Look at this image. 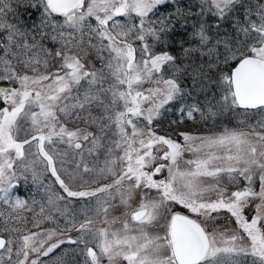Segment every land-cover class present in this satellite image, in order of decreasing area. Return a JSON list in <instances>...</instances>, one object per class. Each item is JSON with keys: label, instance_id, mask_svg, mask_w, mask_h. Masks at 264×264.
Returning a JSON list of instances; mask_svg holds the SVG:
<instances>
[{"label": "snow or ice", "instance_id": "1", "mask_svg": "<svg viewBox=\"0 0 264 264\" xmlns=\"http://www.w3.org/2000/svg\"><path fill=\"white\" fill-rule=\"evenodd\" d=\"M0 84V264H44L65 242L71 261L57 264H264L260 0H0ZM171 113L172 124L245 119L178 141L157 131ZM28 173L43 191L31 203L13 194ZM224 177L244 183L229 193ZM70 198L84 201L78 213ZM223 210L231 234L211 227ZM29 212L33 227L64 218L77 236L51 242L56 228L23 226Z\"/></svg>", "mask_w": 264, "mask_h": 264}, {"label": "trees", "instance_id": "2", "mask_svg": "<svg viewBox=\"0 0 264 264\" xmlns=\"http://www.w3.org/2000/svg\"><path fill=\"white\" fill-rule=\"evenodd\" d=\"M262 0H260L261 2ZM34 15H33V19H34ZM24 20L27 23H31V21L28 19V14L25 13L24 14ZM149 42H151V40L149 39ZM48 47H55L52 44H49ZM155 51L159 52L161 51V48L157 47L155 49ZM171 51L174 54H178V49L177 48H172ZM234 66V64L232 65V67ZM6 84H0V86H5ZM252 116V115H250ZM251 118V117H249ZM178 116L175 113H171L168 114L164 120H162L160 122V126L157 129L158 134L161 135H172L174 139H180V137L177 134L179 131L178 128L181 129H186V127L189 126V129L192 130L193 132H200V133H208V132H219L223 126H228V127H234L236 125V121L238 119H245V117L243 116H239V117H235L233 116L230 119H224L221 121H217L215 124L210 120L207 124H205L203 121H201L199 119V117L197 116L195 121L192 120H186L184 123H176V124H172L170 123V121L172 120H177ZM48 177L50 175V173L46 174ZM44 184H49L50 181L49 179H47V177H44ZM50 179H52V181H54L53 177H50ZM109 179V178H108ZM108 179H101L99 181V183H103V181L108 180ZM47 182V183H46ZM49 182V183H48ZM60 190L61 193H63L61 191V189L59 188L58 184L53 183L52 184V190L55 192L56 190ZM14 194H18L21 198L28 200L29 203H31V198L33 196V194H35V198L37 200H41L43 197V191L42 189H38V185H35L32 183V176L31 173H28V180L25 181H21L19 184V187L17 189H15ZM63 195V194H62ZM71 202H75V204H78V202H80L79 198H70ZM5 212V214H7V207L5 206L3 209ZM36 211H39V208L37 206ZM25 215L28 217V222L26 225H23L24 227L30 229V230H34L35 227H33V222H32V213H25ZM48 221H45L42 224H48ZM41 224V225H42ZM40 225V226H41ZM5 237H7V233L4 234ZM75 245L69 244V243H63L60 245L59 248L55 249L53 253L49 254L48 257H42L41 259L44 261V264H57V258L58 257H63L66 256L67 259L69 260V262L71 261V256H72V250L75 248ZM77 259H79V257H77Z\"/></svg>", "mask_w": 264, "mask_h": 264}, {"label": "rangeland", "instance_id": "3", "mask_svg": "<svg viewBox=\"0 0 264 264\" xmlns=\"http://www.w3.org/2000/svg\"><path fill=\"white\" fill-rule=\"evenodd\" d=\"M139 45V42H137V46ZM89 59L92 60V62L95 64V66L97 68L100 67V61L95 59L94 57V54L92 56L89 57ZM58 62H54L53 64V67L49 68L48 71H53L55 69V66ZM43 71V69H42ZM7 86V84L5 85ZM150 85L149 84H145L143 87L147 88L149 87ZM3 105H0V107H2ZM251 118L249 119H257L259 118L258 116H250ZM67 126L69 128H72V127H75L77 125L73 124V123H68ZM179 131H177L178 133L179 132H192L193 134H196V135H208V134H213V133H216V132H208V133H200V132H193L192 130L189 129V126L186 127V129H181V128H178ZM23 135H21V139H23ZM178 141L180 139H177ZM192 156L190 153H186L185 154V159H191ZM100 160L102 161L103 160V156L100 157ZM181 168H184L186 167V165L184 164H181L180 165ZM66 167H68L69 169L71 168H74L75 165L74 164H67ZM37 168V172H41L42 169H43V166L42 165H37L36 166ZM57 168L59 169L60 168V164L59 162H57ZM166 174V173H165ZM47 177V179H49V181L52 179H50V175L49 177L47 175H42L41 176V180L44 181V177ZM63 176V174H62ZM87 178V177H86ZM159 178V177H158ZM54 179V178H53ZM112 182V178L110 177L108 180H105L101 181L100 184H108V183H111ZM214 181H211V180H205V183H213ZM47 183V182H46ZM49 183V182H48ZM243 181L240 182V185H232L229 183L227 177H224L223 179V182H222V187H227L228 188V192L230 193L231 191L235 190L236 187L238 186H242L243 185ZM97 185L96 184H93L92 187H96ZM73 188L74 190H79V185L78 184H74L73 185ZM257 190H258V183H257ZM62 191V190H61ZM55 192H59L60 194H63V195H66L64 193H61L60 190H56ZM14 194V193H13ZM16 195V194H14ZM154 195V193L152 194ZM205 199H215V193H208L206 196H205ZM138 201H139V197L137 196L135 199H133V201L131 202L132 204V208H135L137 207L138 205ZM115 203L117 205H119V199L117 198L115 200ZM256 203H259V201H253L252 202V206H250L249 208L246 209L245 211V215L249 218H251V216L254 214L253 212V208L255 206ZM84 206V201L80 200V202H78V204H75V202H72L71 205L69 206L70 207V211H75V212H79L81 210V208ZM131 209H129L130 211ZM125 211V208L123 206H119V207H116L114 211H112L110 213V216L109 218H111L112 215H115V216H121V214ZM184 211V210H183ZM186 211V210H185ZM216 216V219L214 221V223L211 225V227H216V228H219L220 230H224V229H227L229 231V233L231 234V232L233 230L236 229V223H235V220L234 218H232L230 216V214L226 211V210H223L221 211L220 213L218 214H214ZM195 216V215H194ZM196 217V216H195ZM68 219H71V216L68 217ZM78 219H83L82 216H79ZM196 219H200L198 217H196ZM101 220H102V217L101 218H97L94 223L96 226H99V227H103L104 225L101 223ZM64 223H65V219L64 218H60L59 220V224H60V227H57L55 224H53L52 222H49L48 224H42L39 228H35L34 230H31L33 232L35 231H39V230H47V229H51V228H56V231H57V236L53 237L52 241L51 242H55L56 240H64V241H67L69 237L71 238H75L77 236V232L75 230H65L64 229ZM121 227V224L120 223H117L116 225H114V228H120ZM67 243V242H65ZM34 258V257H33ZM103 264H107V260L105 259V261L103 262ZM126 264V262L124 263Z\"/></svg>", "mask_w": 264, "mask_h": 264}, {"label": "flooded vegetation", "instance_id": "4", "mask_svg": "<svg viewBox=\"0 0 264 264\" xmlns=\"http://www.w3.org/2000/svg\"><path fill=\"white\" fill-rule=\"evenodd\" d=\"M262 3H264V0L261 1ZM181 211H183V209H180ZM185 211V210H184ZM192 218L196 219V217L193 215ZM202 219V218H200ZM105 261V260H104ZM125 263V262H124Z\"/></svg>", "mask_w": 264, "mask_h": 264}, {"label": "water", "instance_id": "5", "mask_svg": "<svg viewBox=\"0 0 264 264\" xmlns=\"http://www.w3.org/2000/svg\"><path fill=\"white\" fill-rule=\"evenodd\" d=\"M233 67H235V65Z\"/></svg>", "mask_w": 264, "mask_h": 264}]
</instances>
